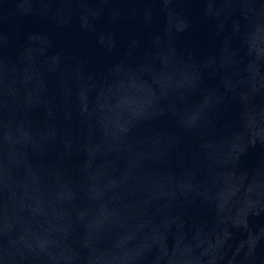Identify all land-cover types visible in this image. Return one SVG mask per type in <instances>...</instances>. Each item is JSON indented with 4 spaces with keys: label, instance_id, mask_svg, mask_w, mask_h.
<instances>
[{
    "label": "water",
    "instance_id": "water-1",
    "mask_svg": "<svg viewBox=\"0 0 264 264\" xmlns=\"http://www.w3.org/2000/svg\"><path fill=\"white\" fill-rule=\"evenodd\" d=\"M0 264H264V0H0Z\"/></svg>",
    "mask_w": 264,
    "mask_h": 264
}]
</instances>
